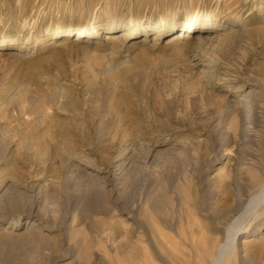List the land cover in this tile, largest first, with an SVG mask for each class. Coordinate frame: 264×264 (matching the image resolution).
<instances>
[{
	"label": "rangeland",
	"instance_id": "obj_1",
	"mask_svg": "<svg viewBox=\"0 0 264 264\" xmlns=\"http://www.w3.org/2000/svg\"><path fill=\"white\" fill-rule=\"evenodd\" d=\"M263 158L264 0H0V264H264Z\"/></svg>",
	"mask_w": 264,
	"mask_h": 264
},
{
	"label": "bare ground",
	"instance_id": "obj_2",
	"mask_svg": "<svg viewBox=\"0 0 264 264\" xmlns=\"http://www.w3.org/2000/svg\"><path fill=\"white\" fill-rule=\"evenodd\" d=\"M193 25V24H192ZM187 26H191V23H189ZM61 27L57 26L55 28V33L61 32ZM186 37V36H185ZM264 159V158H263ZM264 201V185L258 190V192L254 195V197L250 200V205L247 208L248 211L253 210L260 202ZM235 224V223H234ZM235 226V225H234ZM233 228V227H232ZM237 229V228H236ZM236 231L237 230H230L231 235L229 236L230 242L235 243V237H236ZM233 246V245H232ZM229 247V246H228ZM222 250V249H221ZM225 253V252H224ZM224 259V257H223ZM222 251L218 253L217 259L214 260L213 264H220L222 263Z\"/></svg>",
	"mask_w": 264,
	"mask_h": 264
}]
</instances>
